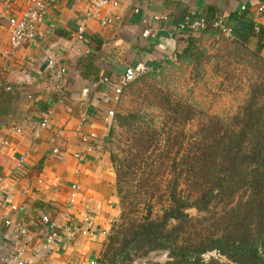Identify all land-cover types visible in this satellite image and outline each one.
Listing matches in <instances>:
<instances>
[{"label": "crops", "instance_id": "1", "mask_svg": "<svg viewBox=\"0 0 264 264\" xmlns=\"http://www.w3.org/2000/svg\"><path fill=\"white\" fill-rule=\"evenodd\" d=\"M29 1L0 0V264H14L16 244L25 264H103L102 233L117 216L118 200L103 121L112 91L102 79L116 82L129 67H161L188 35L203 32L191 29V12L207 26L220 20L229 36L246 39L264 58V0H121L118 8L101 12L116 18L107 28L85 16L88 0H46L40 35L12 49L7 21ZM49 58L65 67L64 76L45 70ZM90 134L96 144L87 151L81 136ZM17 158L23 159L21 167ZM74 185L68 220L88 215L90 234L78 231L68 240L61 230L44 251L40 219L63 224Z\"/></svg>", "mask_w": 264, "mask_h": 264}, {"label": "trees", "instance_id": "2", "mask_svg": "<svg viewBox=\"0 0 264 264\" xmlns=\"http://www.w3.org/2000/svg\"><path fill=\"white\" fill-rule=\"evenodd\" d=\"M202 33L219 34L210 25ZM234 39L248 48L246 39ZM246 47L240 46L241 53ZM248 54L234 57L236 61L250 60L243 62L249 79L242 80L245 97L227 118H195L190 108H171L169 98L161 107L155 106V111L160 117L169 112L171 120L176 121L174 128L165 121L145 122L144 115L125 109L115 115L108 136L114 139L118 130L128 133L124 159L120 161L115 155L109 158L121 207L120 220L132 230L125 232L130 237L125 240L129 242L127 251L137 244L167 250L169 260L164 264H205L201 256L211 251L234 264H264V58L256 51ZM251 60L256 62L250 65ZM138 86L135 82L129 94ZM194 119L201 121L187 132L185 127ZM119 142L117 138L115 143ZM164 179L168 186L164 224L155 226L149 210L150 216L142 218L145 224L135 230L138 216L136 221L128 219L130 223L126 219L138 211L140 201L150 203L155 199L150 191H158ZM133 182H137V192L129 189ZM130 199L135 202L132 211ZM220 205L224 213L214 219L215 229L209 235L184 240V232L177 238L166 230V223L191 221L187 213L190 209L208 213ZM208 264L218 263L211 260Z\"/></svg>", "mask_w": 264, "mask_h": 264}, {"label": "rangeland", "instance_id": "3", "mask_svg": "<svg viewBox=\"0 0 264 264\" xmlns=\"http://www.w3.org/2000/svg\"><path fill=\"white\" fill-rule=\"evenodd\" d=\"M183 41L178 50L161 67L149 69L124 90L116 114L125 109L144 115L143 120L145 122L156 120L157 123H160V121H165L169 127L174 128L176 121L171 120L172 117L170 118L169 112L162 113V117H160L155 111V106L161 107L166 98H169L171 108L176 107V109L181 110L184 106V108L193 110L195 118L206 116L224 119L234 113L238 104L245 97L244 88L241 89L242 80L245 82L246 79H249L245 74L246 72L243 71L246 70V65L243 62L250 61L249 59L243 60V58L241 61H236L234 57L238 55L249 56L248 52H252V50L231 36L221 33L212 34L200 31L194 36L188 35ZM240 46L246 47V52L241 53L243 50L240 49ZM257 56L259 57L258 53ZM254 62L256 61L251 60L250 65ZM135 82L139 83V86L133 89L131 95L129 90ZM199 121L201 120L194 119L192 123L189 122L185 127L186 131H193L191 128ZM126 136L128 133L125 134L124 130H118V135L114 139L108 136L106 149L109 158L115 155L120 161L124 159L126 150L124 139ZM117 138L119 143H115ZM166 183V179L162 180L158 191H150L155 193V199L150 203L144 199L140 201L138 205L140 207H137L138 211L126 219V222L130 221L128 219L136 221L135 217L138 216L140 221H136L135 230L145 221L142 218L150 216L149 210L152 212L151 218L155 222V226L160 227L164 224L162 218L167 207L165 192L168 186ZM136 185L137 182L131 183L129 189L132 192H137ZM241 198L243 201L246 199L245 195ZM118 203L117 216L110 223L103 241L101 262L103 264H164L168 262L167 250L150 249L148 245L137 244L132 250L127 251L129 242L125 240L130 239V237L127 238L125 232L128 229L131 230V227L128 226L129 224H125V221L120 220L121 207ZM134 204L135 202L130 199V211H132ZM150 206L151 208H149ZM222 207L220 205L217 208H212L208 213H200L190 209L187 213L191 217V221L184 224L177 221L170 224L166 223V230L172 237L177 236V238H181L184 232L182 235L184 240H195L201 234L209 235L215 229L214 219H219L224 213ZM119 231L120 233H118ZM201 259L205 264L211 260L218 264H234L216 251L205 253Z\"/></svg>", "mask_w": 264, "mask_h": 264}, {"label": "built area", "instance_id": "4", "mask_svg": "<svg viewBox=\"0 0 264 264\" xmlns=\"http://www.w3.org/2000/svg\"><path fill=\"white\" fill-rule=\"evenodd\" d=\"M177 1V0H174ZM121 0H88L87 8L85 12V16L87 18H95L99 21L100 26L103 28L111 27L116 18L112 17L111 14H106L104 17H101V12L106 8L110 7L116 9L120 6ZM47 5L46 0H30L26 8L21 12L18 17H13L8 19V42L9 46L12 49L19 48L25 44L33 43L37 37L40 35L39 27L44 22L45 16L47 15ZM259 11H262L263 8H259ZM189 16L194 17L193 22L190 24L191 29L193 30H205L207 25L205 21L199 17H195L194 12L189 13ZM164 19V18H162ZM155 20H158L155 18ZM188 21V18L186 19ZM210 29L217 31L221 34L229 35L231 32L225 25L219 20L214 21L210 24ZM78 39L83 41V29L79 30ZM259 29L256 28L255 32H258ZM45 70L52 72L54 71L60 77L64 76L66 69L64 66L59 65L56 60L49 58L45 63ZM149 69L145 66L140 67L138 70H134L132 68H126L125 72L116 80V82H110L108 78H103L102 82L106 85L111 86L112 96L109 98L110 108L108 109L103 121L106 124V128H110L114 124V117L116 115V109L119 105L121 96L123 91L127 86H129L132 82H134L139 76H143ZM61 88V85L58 86ZM47 124V120H44L41 124L42 127H45ZM17 132H19L17 130ZM81 140L86 144V150L91 151L96 144V137L93 134L81 136ZM53 153H57V150H54ZM79 158V157H78ZM23 159L17 158L16 166H22ZM77 186H72V193L69 197L68 203L65 207L66 215L63 217L64 223L57 224L56 222H52V220L43 216L40 221L41 224L45 228V235L43 237V250L49 251L50 248L55 245L57 239L59 237V232L63 230L66 233V237L68 240L72 239V237L78 231H82L83 234H90V229L92 226V220L86 214L81 216V220L74 223V221H69L68 218L70 216V211L75 205V193L77 190ZM12 210H16V207H12ZM94 233L97 231L93 230ZM19 234L22 238L26 237L27 230L22 228L19 229ZM103 235L104 232L102 233ZM14 253L11 255V261L14 264H25L23 260V250L16 244L14 249ZM79 264H95L94 262H80Z\"/></svg>", "mask_w": 264, "mask_h": 264}]
</instances>
